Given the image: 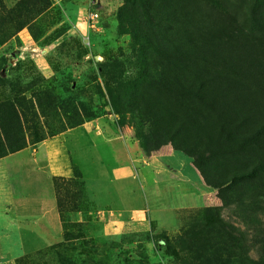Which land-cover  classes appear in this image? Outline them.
<instances>
[{
	"label": "rangeland",
	"instance_id": "obj_1",
	"mask_svg": "<svg viewBox=\"0 0 264 264\" xmlns=\"http://www.w3.org/2000/svg\"><path fill=\"white\" fill-rule=\"evenodd\" d=\"M21 1L26 25L0 24V77L35 101L53 92L40 127L109 125L138 168L158 157L188 191L166 197L181 209L171 232L150 221L120 241L84 190L67 194L88 246L74 241L65 264H264V0H2ZM58 246L16 264H63Z\"/></svg>",
	"mask_w": 264,
	"mask_h": 264
},
{
	"label": "crops",
	"instance_id": "obj_2",
	"mask_svg": "<svg viewBox=\"0 0 264 264\" xmlns=\"http://www.w3.org/2000/svg\"><path fill=\"white\" fill-rule=\"evenodd\" d=\"M96 125L84 122L42 141L35 157L27 147L0 159V264L63 242L55 180L75 178V165L86 198L102 213L107 238L120 241L150 221L171 232L172 214L181 209L166 197L188 192L181 174L158 157L138 168L139 148L109 125L96 133Z\"/></svg>",
	"mask_w": 264,
	"mask_h": 264
},
{
	"label": "trees",
	"instance_id": "obj_3",
	"mask_svg": "<svg viewBox=\"0 0 264 264\" xmlns=\"http://www.w3.org/2000/svg\"><path fill=\"white\" fill-rule=\"evenodd\" d=\"M123 1L132 7L137 4V0ZM30 14L31 12L25 8V1H21L13 8L8 9L0 0V24L17 26L19 24L18 27L22 28L26 25L24 22L22 24V21ZM27 91L16 88L15 85H11L0 77V159L6 157L8 153H15L27 148L29 144H39L46 140L48 136H54L64 130V126L48 130L40 127V112L44 116H49L56 111V100L53 92L46 87L41 88L40 91L36 92V102L32 97L26 95ZM44 92L49 96L48 104L42 99ZM81 124L70 123L69 125L74 128ZM23 125L26 126V129H23ZM81 180V175L77 173L75 178L70 180L63 178L55 180L56 195L64 230V240L55 250L57 251L56 255L62 260L63 264L66 262L65 256H70L73 251L72 243L74 241L83 240L84 245L88 246L85 240L86 234H83V232L75 234L74 231L69 229V227L72 228V223L66 217L67 211L62 201V197H68L67 194L73 196L82 194L84 183ZM76 226L81 228L82 225L76 224L74 227ZM78 232H80L79 229ZM169 253L173 257H177L174 252Z\"/></svg>",
	"mask_w": 264,
	"mask_h": 264
},
{
	"label": "built area",
	"instance_id": "obj_4",
	"mask_svg": "<svg viewBox=\"0 0 264 264\" xmlns=\"http://www.w3.org/2000/svg\"><path fill=\"white\" fill-rule=\"evenodd\" d=\"M100 19V15L96 12L91 11L87 16V23L90 29L94 28L95 23Z\"/></svg>",
	"mask_w": 264,
	"mask_h": 264
}]
</instances>
